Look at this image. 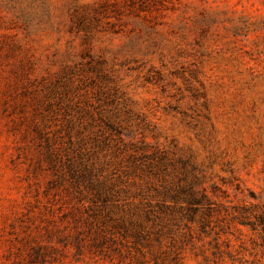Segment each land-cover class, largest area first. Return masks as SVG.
Segmentation results:
<instances>
[{
  "label": "rangeland",
  "instance_id": "1",
  "mask_svg": "<svg viewBox=\"0 0 264 264\" xmlns=\"http://www.w3.org/2000/svg\"><path fill=\"white\" fill-rule=\"evenodd\" d=\"M83 163L174 207L177 264H264V0H0V264H153L88 248Z\"/></svg>",
  "mask_w": 264,
  "mask_h": 264
},
{
  "label": "trees",
  "instance_id": "2",
  "mask_svg": "<svg viewBox=\"0 0 264 264\" xmlns=\"http://www.w3.org/2000/svg\"><path fill=\"white\" fill-rule=\"evenodd\" d=\"M114 171L115 169L108 175L104 173L102 166L85 163L76 171L80 182L85 183L84 190L77 188L79 201L83 202L76 210L85 211L81 220L91 226L93 234L88 248L102 253L118 243L119 247L113 246V250L120 255L123 254V246L132 248L143 256V250L146 249L153 264H177L178 252L173 236H169L167 249L161 250L165 230L170 233L169 223L165 219L174 212V207L166 204L165 199L154 200L156 196H149L142 190L132 193L126 180ZM168 197L178 203L176 194ZM186 203L188 211L184 218L191 221L193 217L189 212H194L192 206L199 205L200 202L195 196H191ZM178 210L184 209L180 206ZM76 248L81 251L80 244H76ZM155 249L157 251L154 252Z\"/></svg>",
  "mask_w": 264,
  "mask_h": 264
}]
</instances>
